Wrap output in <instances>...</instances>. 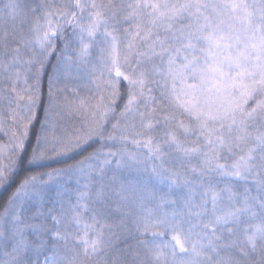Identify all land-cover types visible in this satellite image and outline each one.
I'll return each instance as SVG.
<instances>
[{"label": "snow or ice", "instance_id": "obj_1", "mask_svg": "<svg viewBox=\"0 0 264 264\" xmlns=\"http://www.w3.org/2000/svg\"><path fill=\"white\" fill-rule=\"evenodd\" d=\"M37 120L0 264H264V0H0V187Z\"/></svg>", "mask_w": 264, "mask_h": 264}, {"label": "trees", "instance_id": "obj_2", "mask_svg": "<svg viewBox=\"0 0 264 264\" xmlns=\"http://www.w3.org/2000/svg\"><path fill=\"white\" fill-rule=\"evenodd\" d=\"M50 70V69H49ZM73 98V97H72ZM71 96H69V99L72 100ZM41 99H42V103L38 109V115L39 118H41L44 115V106L46 105V87L45 85L42 86V95H41ZM77 99H79L77 97ZM120 103L122 104V101H120ZM62 116L67 119L66 121H68L70 125V127L68 125L69 128H71L72 124L75 122V118L70 117L66 114L62 113ZM64 118L62 119V121L64 120ZM38 121V120H37ZM64 123V122H63ZM36 126L33 127L32 130V136L30 138V140L27 143V151L23 154L22 158L20 159V161L17 164L16 170L13 173V178L11 180V182L7 185H5L3 187V189L0 192V206L3 205V203L7 200L8 196L11 194V191L13 188L16 187V185L19 183V181L27 174L32 173V172H40V171H46L48 168H54V167H62L63 164L55 161V160H49V161H45L43 162L45 166L40 167V166H36V165H29L26 163L27 161V157H28V152H30L32 145L34 144V140H35V134H36ZM39 129H37L38 131ZM89 151H91V149H89ZM80 156H76L75 159H79ZM71 162V161H69ZM13 182H17L15 184H13ZM7 192V197H6V193ZM6 198V199H5ZM47 207H49V205H47Z\"/></svg>", "mask_w": 264, "mask_h": 264}, {"label": "rangeland", "instance_id": "obj_3", "mask_svg": "<svg viewBox=\"0 0 264 264\" xmlns=\"http://www.w3.org/2000/svg\"><path fill=\"white\" fill-rule=\"evenodd\" d=\"M28 2L29 3H31L33 6L35 5V4H38L39 2H40V0H28ZM43 85H45V87H46V104H47V100H48V84H47V76H45L44 77V79H43V83H42V86ZM42 86H41V95H42ZM61 86H62V84H61ZM74 85L73 84H69V87L71 88V87H73ZM89 88H91V90H92V92H94L95 91V87H94V85H89ZM79 92H80V97H86V96H88V95H90L91 93L89 92V89L88 88H84V87H80L79 89ZM68 96H71V98L72 99H77V97H74L73 96V94L71 93V92H69L68 93ZM80 97H78V98H80ZM78 100V99H77ZM44 116V115H43ZM43 116L40 118V119H43ZM64 118V117H63ZM67 119H65L64 118V120L62 121V123L64 122V124H66V125H68L69 127H70V125L71 124H69L68 123V121H66ZM34 126H36L35 127V129H36V132H37V129H39V120L38 121H36L35 122V125ZM0 142H6V138H4V137H2V136H0ZM15 183H17V182H13V184H15ZM70 188H72V189H75L76 188V184H75V180H72L70 183H69V185H68ZM3 189V187H0V192H1V190ZM14 190V188L12 189V191ZM11 191V192H12ZM5 192V191H4ZM6 193V197H7V192H5ZM6 199V198H5ZM73 199H74V197H73ZM51 205L49 204V207H50ZM31 211H35V207H32L31 208Z\"/></svg>", "mask_w": 264, "mask_h": 264}]
</instances>
